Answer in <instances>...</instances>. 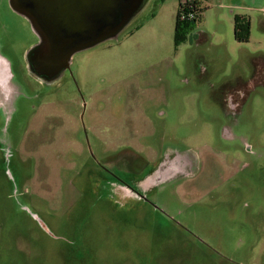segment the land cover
<instances>
[{"label":"rangeland","instance_id":"1","mask_svg":"<svg viewBox=\"0 0 264 264\" xmlns=\"http://www.w3.org/2000/svg\"><path fill=\"white\" fill-rule=\"evenodd\" d=\"M179 1L47 82L0 0V264H264V33L205 0L175 45Z\"/></svg>","mask_w":264,"mask_h":264},{"label":"water","instance_id":"2","mask_svg":"<svg viewBox=\"0 0 264 264\" xmlns=\"http://www.w3.org/2000/svg\"><path fill=\"white\" fill-rule=\"evenodd\" d=\"M143 0H61L50 15L43 0H9L38 38L29 55L32 71L51 82L68 69L73 53L113 38L141 8ZM52 10V9H51Z\"/></svg>","mask_w":264,"mask_h":264},{"label":"trees","instance_id":"3","mask_svg":"<svg viewBox=\"0 0 264 264\" xmlns=\"http://www.w3.org/2000/svg\"><path fill=\"white\" fill-rule=\"evenodd\" d=\"M193 11L195 18L191 21L179 20L181 10H184V4L179 1L178 9L176 12L175 25H174V43L178 45L187 40L189 34L197 27L200 20L201 9L198 7V2H193ZM249 22L246 18L235 16L233 20V37L238 43H247L249 39Z\"/></svg>","mask_w":264,"mask_h":264},{"label":"crops","instance_id":"4","mask_svg":"<svg viewBox=\"0 0 264 264\" xmlns=\"http://www.w3.org/2000/svg\"><path fill=\"white\" fill-rule=\"evenodd\" d=\"M195 1L198 2L200 9L202 8L203 2H205V0H193V2ZM223 2V7L230 10V15L233 17L231 20L232 31L234 17L241 16L248 20L250 31L252 26L256 24L264 33V0H223Z\"/></svg>","mask_w":264,"mask_h":264},{"label":"built area","instance_id":"5","mask_svg":"<svg viewBox=\"0 0 264 264\" xmlns=\"http://www.w3.org/2000/svg\"><path fill=\"white\" fill-rule=\"evenodd\" d=\"M183 4L185 5L184 10H181L180 15H179V20L181 22L183 21H191L195 18V13L193 11V0H185V2H183Z\"/></svg>","mask_w":264,"mask_h":264},{"label":"flooded vegetation","instance_id":"6","mask_svg":"<svg viewBox=\"0 0 264 264\" xmlns=\"http://www.w3.org/2000/svg\"><path fill=\"white\" fill-rule=\"evenodd\" d=\"M43 7L47 8L48 12H50V15H55L59 11L61 7V0H43ZM52 9V10H51ZM3 70L0 69V78L3 77Z\"/></svg>","mask_w":264,"mask_h":264}]
</instances>
